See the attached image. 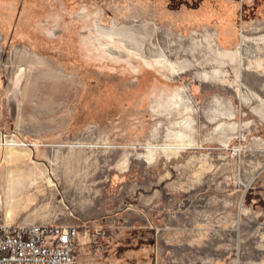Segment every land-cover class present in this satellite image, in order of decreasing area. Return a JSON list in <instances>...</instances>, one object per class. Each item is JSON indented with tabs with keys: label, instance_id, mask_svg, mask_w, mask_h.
Returning <instances> with one entry per match:
<instances>
[{
	"label": "rangeland",
	"instance_id": "374dc122",
	"mask_svg": "<svg viewBox=\"0 0 264 264\" xmlns=\"http://www.w3.org/2000/svg\"><path fill=\"white\" fill-rule=\"evenodd\" d=\"M4 223L264 264V0H0Z\"/></svg>",
	"mask_w": 264,
	"mask_h": 264
},
{
	"label": "built area",
	"instance_id": "2783aa9c",
	"mask_svg": "<svg viewBox=\"0 0 264 264\" xmlns=\"http://www.w3.org/2000/svg\"><path fill=\"white\" fill-rule=\"evenodd\" d=\"M75 226L0 224V264H77Z\"/></svg>",
	"mask_w": 264,
	"mask_h": 264
},
{
	"label": "crops",
	"instance_id": "0c3cea01",
	"mask_svg": "<svg viewBox=\"0 0 264 264\" xmlns=\"http://www.w3.org/2000/svg\"><path fill=\"white\" fill-rule=\"evenodd\" d=\"M33 55H37V54H33ZM134 230H139L141 228H145L146 230H143L142 232L147 233L146 234V238H150V234L153 232L151 229L148 228V226H139V225H135L133 226ZM138 246L137 248L134 249L132 257H133V261H137L139 263H148V264H152L153 261V249L150 248L147 245V242H142V244H140V241L138 242ZM170 250H168L167 252H169ZM166 256V255H165ZM164 256V257H165ZM162 264H165L164 261H162Z\"/></svg>",
	"mask_w": 264,
	"mask_h": 264
},
{
	"label": "bare ground",
	"instance_id": "6f19581e",
	"mask_svg": "<svg viewBox=\"0 0 264 264\" xmlns=\"http://www.w3.org/2000/svg\"><path fill=\"white\" fill-rule=\"evenodd\" d=\"M221 35L224 36L223 34H221ZM221 35H220V36H221ZM26 52H27V51H26Z\"/></svg>",
	"mask_w": 264,
	"mask_h": 264
}]
</instances>
